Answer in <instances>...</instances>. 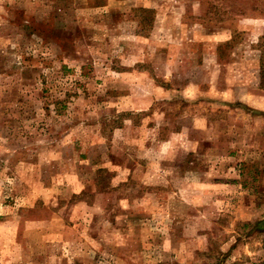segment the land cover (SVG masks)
I'll return each mask as SVG.
<instances>
[{"label": "rangeland", "instance_id": "1", "mask_svg": "<svg viewBox=\"0 0 264 264\" xmlns=\"http://www.w3.org/2000/svg\"><path fill=\"white\" fill-rule=\"evenodd\" d=\"M262 86L264 0H0V264H264Z\"/></svg>", "mask_w": 264, "mask_h": 264}, {"label": "trees", "instance_id": "2", "mask_svg": "<svg viewBox=\"0 0 264 264\" xmlns=\"http://www.w3.org/2000/svg\"><path fill=\"white\" fill-rule=\"evenodd\" d=\"M143 20V19H142ZM143 24H145V20H143L142 22ZM42 25H46V20L42 23ZM262 89H264V87L262 86ZM85 195V193H83ZM83 194H81L79 197L84 196Z\"/></svg>", "mask_w": 264, "mask_h": 264}]
</instances>
